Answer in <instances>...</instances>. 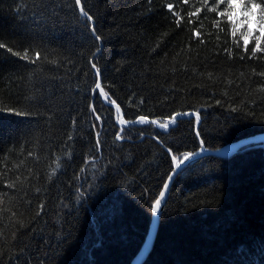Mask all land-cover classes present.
<instances>
[{
    "label": "trees",
    "instance_id": "obj_1",
    "mask_svg": "<svg viewBox=\"0 0 264 264\" xmlns=\"http://www.w3.org/2000/svg\"><path fill=\"white\" fill-rule=\"evenodd\" d=\"M243 4L81 0L92 23L75 0H0V264H131L185 154L264 132V37L234 18L264 0ZM99 79L124 121L198 112V133L121 126ZM170 190L143 264H264V145L202 157Z\"/></svg>",
    "mask_w": 264,
    "mask_h": 264
},
{
    "label": "water",
    "instance_id": "obj_2",
    "mask_svg": "<svg viewBox=\"0 0 264 264\" xmlns=\"http://www.w3.org/2000/svg\"><path fill=\"white\" fill-rule=\"evenodd\" d=\"M92 23H94V20L92 21ZM97 73V71H96ZM99 77H100V72H99ZM99 84L101 86V81L99 80ZM102 88V86H101ZM106 102L111 103L110 101L106 100ZM113 105V103H111ZM120 109V107H119ZM120 117L123 116V111L122 109H120L119 111ZM180 114V115H177ZM193 116L195 118L198 119L197 121V125H196V131L198 133V126L200 124L201 121V117L200 114L198 112H184V113H176L173 117H175V119L167 122L168 123V127L167 128H161L159 126L160 123H163V121H159L157 119H153V118H146V121L144 123H149L152 121H156L157 123H154L159 129H170L173 127V125H175L178 121V119L183 118L184 116ZM140 117H144V116H140ZM137 117V119L135 121H130L127 123H124L122 125L125 124H131V125H137V123H140L139 118ZM199 140L201 141V138L199 137ZM203 141H201V147L193 152H189L191 155L188 156L187 159H185V157H183L176 165L174 170L169 174V176L167 177L166 182L164 183L168 185L167 189L163 188L161 189L164 192V196L161 197L160 195L158 196L157 199L161 200V206L160 209L158 210L157 213H152L153 217H152V221L150 223V228L148 231V234L145 238L144 243L142 244V247L138 250L139 252L133 257V259L131 260V264H143L145 259L148 257V255L151 253L152 248L154 246V242L156 240V235L159 229V223H160V218L162 216V211L164 209V206L166 205V201L169 197L170 194V188L173 184V182L175 181V177L176 175L183 170L184 168H186V165L191 164L195 161H198V159L205 157V156H210V155H214V156H218V157H228V156H232L233 154L237 153L238 151L242 150L243 148H245V146H250V145H257V144H261L264 145V132H259L256 133L255 135H248V136H244V138H240L236 141H233L231 143H227L225 145H222L219 148H207L204 143H202ZM187 153V154H189ZM169 177H171V179H169ZM161 191V192H162ZM156 199V200H157Z\"/></svg>",
    "mask_w": 264,
    "mask_h": 264
},
{
    "label": "snow or ice",
    "instance_id": "obj_3",
    "mask_svg": "<svg viewBox=\"0 0 264 264\" xmlns=\"http://www.w3.org/2000/svg\"><path fill=\"white\" fill-rule=\"evenodd\" d=\"M75 4H76L77 6H80V12H81V14H82L84 17H86L87 21H89V22L93 21V17H92L91 15H89V14L84 10V8L81 6V0H75ZM172 7H173V6H172L171 4L168 5V8H169L170 11L172 10ZM227 7H228V9H231V10H234V9L237 8V7H241V8H243V7H244L243 0H227ZM253 7H259V5H253ZM212 10L215 11V8H213ZM245 10L248 11V12H251V8H247V9H245ZM222 14H223V13H222ZM176 15H178V14H176ZM227 15H228L229 17H231V16H232V11H229V12L227 13ZM257 23L260 24L262 27H264V9L261 10V13H260V19L257 21ZM94 31H95V29H94V27H93V32H94ZM232 32H233V34H235V32H236V28H235V26H233V28H232ZM197 34H198V33H197ZM96 39L99 40L100 37L97 36ZM245 44H247V40H245ZM2 47H6V45L0 43V48H2ZM257 48H259V39L257 40ZM8 50H9V51H12L11 49H8ZM256 50H257V49H253V53H255ZM15 55L21 56L22 59H28V58H29V57H28V54H27V50H25V52H24L23 55H21L20 53H15ZM36 59H39V53H36ZM33 62H35V61H33ZM93 68H95V64H93ZM97 75H99V70H98V69H97ZM96 88L100 90V94H101V95H104L105 97H107V94L104 92L103 88H101V86H100L99 83L96 84ZM111 103L115 104V101H111ZM116 110H117V112L120 111L118 105H117V107H116ZM93 111H95V110L93 109ZM177 115H180V114H177ZM96 119L99 120L100 117L97 116ZM172 119L174 120L175 117H173ZM139 121H140V123H144V122L146 121V118H145V117H140V118H139ZM120 123H121V124H124V123H127V121H124L123 119H121V120H120ZM152 123H157V122H156V121H152ZM159 126H160L161 128H167V127H168V123H167V122H163V123H160ZM117 138L120 139L121 137L118 135ZM202 143H203V142H202ZM97 144H99V141H97ZM190 155H191L190 153H189V154H185V159H187L188 156H190ZM173 160H174V161L176 160V157H175V156L173 157ZM57 167H59L58 164H57ZM169 179H171V177H169ZM167 187H168V185L165 184V185H164V188L167 189ZM160 196H161V197L164 196V192H163V191L160 193ZM160 206H161V200H160V199L155 200V202L152 204V212H153L154 214L157 213L158 210L160 209Z\"/></svg>",
    "mask_w": 264,
    "mask_h": 264
},
{
    "label": "rangeland",
    "instance_id": "obj_4",
    "mask_svg": "<svg viewBox=\"0 0 264 264\" xmlns=\"http://www.w3.org/2000/svg\"><path fill=\"white\" fill-rule=\"evenodd\" d=\"M234 18L237 21V24L243 25V30L249 35L251 34V37H264V27L257 23L260 17H258L255 11L251 10V12H248L239 8V11L237 13L235 12ZM255 32H257V34L253 35Z\"/></svg>",
    "mask_w": 264,
    "mask_h": 264
},
{
    "label": "bare ground",
    "instance_id": "obj_5",
    "mask_svg": "<svg viewBox=\"0 0 264 264\" xmlns=\"http://www.w3.org/2000/svg\"><path fill=\"white\" fill-rule=\"evenodd\" d=\"M97 71V70H96ZM100 72V71H99ZM97 74V73H96ZM101 75V74H100ZM99 76V75H98ZM100 81H101V79H99ZM99 80H98V83H99ZM101 86H102V84H101ZM102 88H103V86H102ZM103 90H104V88H103ZM99 94H100V90H99ZM101 95V94H100ZM101 97L104 99V101L106 102V100H108V101H115V100H111L109 97H108V95H107V97H105L104 95H101ZM107 104H109V105H111V106H114L115 108L117 107V105H118V103L115 101V104H111V103H108V102H106ZM119 106V105H118ZM120 107V106H119ZM121 109V108H120ZM123 111V110H122ZM118 114H119V112H118ZM123 116H124V114H123ZM123 116L122 117H120V114H119V117H120V119H119V121L121 120V119H123ZM184 117H193V116H184ZM183 117V118H184ZM181 119V118H180ZM159 120V119H158ZM172 120V119H171ZM171 120H167V121H164V120H159V121H163V122H169V121H171ZM179 120V119H178ZM197 121H198V119H197ZM128 122V121H127ZM178 122V121H177ZM120 125L121 126H125V125H129V124H125V125H122L121 123H120ZM174 126V125H173ZM157 127V126H156ZM158 128V127H157ZM159 129V128H158ZM171 129V128H170ZM159 130H165V129H159ZM167 130H169V129H167ZM167 130H165V131H167ZM199 149V148H198ZM185 157V156H184ZM177 164V163H176ZM175 164V165H176ZM187 166V165H186ZM142 247V246H141Z\"/></svg>",
    "mask_w": 264,
    "mask_h": 264
}]
</instances>
